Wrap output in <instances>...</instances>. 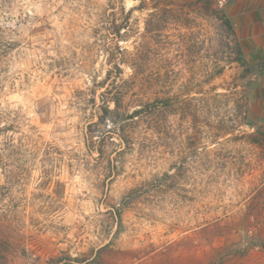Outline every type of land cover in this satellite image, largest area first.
Wrapping results in <instances>:
<instances>
[{"label":"rangeland","instance_id":"obj_1","mask_svg":"<svg viewBox=\"0 0 264 264\" xmlns=\"http://www.w3.org/2000/svg\"><path fill=\"white\" fill-rule=\"evenodd\" d=\"M3 4L0 264H264V75L242 76L218 0ZM111 71L130 110L178 98L89 148Z\"/></svg>","mask_w":264,"mask_h":264},{"label":"trees","instance_id":"obj_2","mask_svg":"<svg viewBox=\"0 0 264 264\" xmlns=\"http://www.w3.org/2000/svg\"><path fill=\"white\" fill-rule=\"evenodd\" d=\"M3 1L6 0H0V12L5 11L2 8L5 7ZM158 1L171 2V0ZM222 12L225 17V23L228 25V28L231 29L235 39V59L244 67L242 76L247 77L248 74H251V72L264 75V50L261 51L262 57L258 58L254 55L251 56L250 59L246 48L237 35L230 17H228L226 12ZM3 32L4 29L0 26V38H2ZM5 41L6 43L9 42L8 40ZM1 43L2 42L0 41V56L4 55L5 52H8L7 48H11L9 43ZM112 75L113 72L111 71L108 76L109 83L105 90L101 93V103L98 105L99 113H97L98 120L88 125L89 137L87 141L89 148H97V141H95L96 139L94 138V132H96L94 129L95 126L111 121L112 126L109 127L111 129L106 131L105 136L115 133L119 136V139L123 143L127 144L132 140L133 128L141 122H146L148 128L154 127L157 124L156 115L158 112L161 110H168L172 106L173 102L178 98L172 95H167L163 98L156 96L144 99L141 95H136L135 98H137L136 102H138V104L134 107V109L130 110L127 98L133 90L131 85L132 79H124L117 73L115 76L113 75V78ZM4 111L5 110L0 105V137L3 134L6 142H8L7 145L14 148L16 147L13 142L15 137L10 135L9 132H16L20 127L17 125L18 121L14 119L10 121L7 117V112L4 113ZM248 124H250V122ZM19 143H21V141H19ZM98 150L103 153L102 147H98ZM138 194L139 191L136 188H132L125 197V201L121 204V207L125 206L126 203H132L136 198H138ZM121 207L114 209L115 215L118 219H120L121 216Z\"/></svg>","mask_w":264,"mask_h":264},{"label":"crops","instance_id":"obj_3","mask_svg":"<svg viewBox=\"0 0 264 264\" xmlns=\"http://www.w3.org/2000/svg\"><path fill=\"white\" fill-rule=\"evenodd\" d=\"M250 56L264 50V0H218Z\"/></svg>","mask_w":264,"mask_h":264}]
</instances>
